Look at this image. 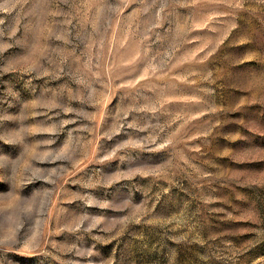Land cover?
<instances>
[{"label": "rangeland", "instance_id": "obj_1", "mask_svg": "<svg viewBox=\"0 0 264 264\" xmlns=\"http://www.w3.org/2000/svg\"><path fill=\"white\" fill-rule=\"evenodd\" d=\"M0 264H264V0H0Z\"/></svg>", "mask_w": 264, "mask_h": 264}]
</instances>
